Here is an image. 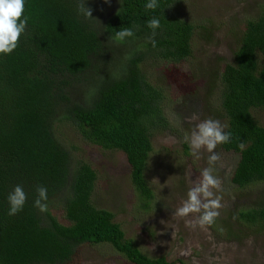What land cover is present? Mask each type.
I'll list each match as a JSON object with an SVG mask.
<instances>
[{
  "label": "trees",
  "instance_id": "1",
  "mask_svg": "<svg viewBox=\"0 0 264 264\" xmlns=\"http://www.w3.org/2000/svg\"><path fill=\"white\" fill-rule=\"evenodd\" d=\"M148 2L118 0L105 16L85 0L93 15L85 18L80 0H25V32L12 53L0 54V264H63L83 243L110 244L133 264H168L141 253L112 213L93 205L94 170L74 159L54 130L67 122L84 141L120 151L140 207H147L152 192L143 170L150 136L167 120L161 88L140 65L185 60L195 27L173 13L176 0H157L155 10L145 8ZM153 17L160 20L155 47L148 41ZM124 28L134 35L115 40ZM207 76L213 77L207 93L218 86L215 110L231 133L217 148L236 156L229 183L244 188L264 181V126L252 115L264 107V4L245 21L230 60ZM17 185L28 199L10 216L7 198ZM37 186L47 189L44 213L33 206ZM57 207L64 224L51 213ZM237 215L244 224L264 226L261 203Z\"/></svg>",
  "mask_w": 264,
  "mask_h": 264
},
{
  "label": "rangeland",
  "instance_id": "2",
  "mask_svg": "<svg viewBox=\"0 0 264 264\" xmlns=\"http://www.w3.org/2000/svg\"><path fill=\"white\" fill-rule=\"evenodd\" d=\"M103 15L109 14L118 0H93ZM264 0H176L173 13L193 24L190 56L172 63L145 59L141 69L150 82L161 88L162 107L167 127L150 136L151 152L146 160L143 178L152 192L146 208L140 207L129 177V168L118 150L102 149L84 141L76 128L67 122L54 125L56 138L74 159L87 162L94 170L91 201L109 210L123 236L132 241L147 257L163 256L168 264H264V226L247 225L238 219V211L261 203L264 205V181L237 188L229 183L235 154L214 150L220 159L213 175L221 180L214 190L223 205L215 222L205 229L186 226V220L173 215L187 198V192L201 171L208 167L206 150L200 159L191 155L184 135L197 123L218 120L216 89L209 93V81L237 46L247 19L254 17ZM214 83L217 80L214 78ZM193 113L198 120H190ZM264 126V107L252 113ZM172 130H169V128ZM168 128V129H167ZM184 143V145H183ZM58 222L66 223L62 208L51 209ZM63 264H133L110 244L78 245Z\"/></svg>",
  "mask_w": 264,
  "mask_h": 264
},
{
  "label": "clouds",
  "instance_id": "3",
  "mask_svg": "<svg viewBox=\"0 0 264 264\" xmlns=\"http://www.w3.org/2000/svg\"><path fill=\"white\" fill-rule=\"evenodd\" d=\"M107 2V0H105ZM158 7L157 0H149L145 5L146 9L155 10ZM25 0H0V54H10L18 46L20 36L25 32L28 18L24 16ZM78 12L85 18H93L92 9L86 7L85 0H80ZM23 17V18H22ZM147 26L153 30L152 36L148 41L153 47L156 41L153 39L155 30L160 27V20L153 17L147 22ZM134 32L129 28L117 31L115 40L123 41L125 38L132 37ZM190 120H198L199 117L193 113ZM226 125H222L218 120L206 119L200 121L191 130L190 134L184 135V142L189 145L191 155L195 159H200L201 150H206L208 156V167L204 168L200 176L192 182V186L187 192V198L182 201L181 206L175 209L173 215L185 218L186 226L195 229L215 222L219 216V209L223 206L221 198L216 196L214 190L221 189V180L213 175L214 165L220 159V156L214 151L219 144L228 143L231 133L225 131ZM241 148L244 144L239 145ZM37 197L34 200V207L41 213L47 212L48 199L47 189L43 186H37ZM9 210L8 215H16L25 205L28 195L21 185H17L8 195Z\"/></svg>",
  "mask_w": 264,
  "mask_h": 264
}]
</instances>
